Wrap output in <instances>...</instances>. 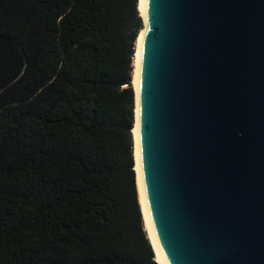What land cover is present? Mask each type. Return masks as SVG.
<instances>
[{"label":"trees","instance_id":"obj_1","mask_svg":"<svg viewBox=\"0 0 264 264\" xmlns=\"http://www.w3.org/2000/svg\"><path fill=\"white\" fill-rule=\"evenodd\" d=\"M137 0H0V264H157L133 169Z\"/></svg>","mask_w":264,"mask_h":264},{"label":"water","instance_id":"obj_2","mask_svg":"<svg viewBox=\"0 0 264 264\" xmlns=\"http://www.w3.org/2000/svg\"><path fill=\"white\" fill-rule=\"evenodd\" d=\"M143 13L137 148L155 242L167 264H264V0Z\"/></svg>","mask_w":264,"mask_h":264},{"label":"bare ground","instance_id":"obj_3","mask_svg":"<svg viewBox=\"0 0 264 264\" xmlns=\"http://www.w3.org/2000/svg\"><path fill=\"white\" fill-rule=\"evenodd\" d=\"M143 3L144 0H137L136 2V8L139 11V15L140 16H144L143 13ZM143 32V28L139 29L138 34H136L135 37V41H134V46H135V50H133V56H132V74H131V85L133 87L134 93H135V106H134V124L132 126L131 134H132V138H133V145H132V154H133V169L136 172V177H135V181H136V186H137V199L138 202L141 206V214H142V218H143V227L145 232L147 233V237L150 240V244L151 247L153 249L154 252V257L153 259L157 262V264H167L166 261L164 260V256L162 255V253L160 252L157 244H156V240L154 237V234L152 232V229L150 227V222L148 220V216H147V206H146V202H145V198H144V191H143V187H142V182H141V174H140V170H139V156H138V137H137V103H136V98H137V87H136V82H137V66H138V59H137V50H138V39H139V34H142Z\"/></svg>","mask_w":264,"mask_h":264},{"label":"rangeland","instance_id":"obj_4","mask_svg":"<svg viewBox=\"0 0 264 264\" xmlns=\"http://www.w3.org/2000/svg\"><path fill=\"white\" fill-rule=\"evenodd\" d=\"M138 11V10H137ZM138 14H139V11H138ZM142 25V24H141ZM138 32H139V30H138ZM138 32H137V34H138ZM134 50H135V46H134ZM131 68H132V59H131V66H130ZM130 74H131V70H130ZM131 83V82H130ZM132 135V134H131ZM132 143H133V138H132ZM133 155V154H132ZM134 159V158H133ZM135 185H136V181H135ZM136 190H137V186H136ZM136 195H137V193H136ZM139 203V202H138ZM139 206H140V204H139ZM140 208H141V206H140ZM141 212V211H140ZM141 218H142V214H141ZM142 222H143V218H142ZM143 225H144V223H143ZM143 225H142V227H143ZM143 231L145 232V230H144V227H143ZM145 234H146V236H147V233L145 232ZM148 238V237H147ZM150 241V240H149Z\"/></svg>","mask_w":264,"mask_h":264}]
</instances>
